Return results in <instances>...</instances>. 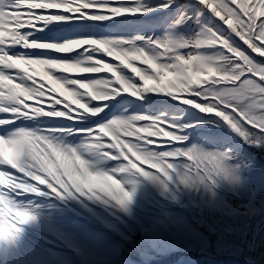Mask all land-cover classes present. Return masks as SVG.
Here are the masks:
<instances>
[{
	"label": "snow or ice",
	"instance_id": "6c2138e0",
	"mask_svg": "<svg viewBox=\"0 0 264 264\" xmlns=\"http://www.w3.org/2000/svg\"><path fill=\"white\" fill-rule=\"evenodd\" d=\"M171 4L172 0H151V2L149 0H0V78L12 85L22 88H34L38 92L44 93V95H36L34 98L25 99L18 95H11L7 84L0 86V138L5 140V143L0 145V150L9 151V142L19 132L30 130L27 127L17 126V121L21 124L31 121L34 124L51 126L38 128L42 136L59 140L65 139L66 136L73 133H84L89 141L85 145L87 150L99 140L104 152L115 155L113 149L108 147L111 140L100 134V125L108 120L107 117L114 107H120L123 104H137V114L149 117L155 116L159 127L164 130V133L159 136H143L140 139L141 143L152 141L148 144V147L154 149L172 165V168H164L159 173L163 185L167 187L168 181L175 179L179 184H203L211 190L217 177L227 176L224 165L227 153L212 151L209 160L212 157H215V159L211 163H209V160L202 158L189 159V156L193 153L189 146L184 143L188 140V137L184 134L185 124L178 120L168 121L167 117L149 114L142 107L147 100H159L167 97L147 95L151 93H141L140 97L120 93L107 100H91L85 97L89 108L99 109L93 115L83 111L82 108L75 107V105L65 107L60 96L50 92L43 82H38L35 79L36 76L40 75L34 73L33 67H31L35 63L50 64L69 61L83 53L92 57L90 63L100 61L106 65H112L118 73L131 77V82L137 84L139 79L137 80L136 76L129 74L130 71L124 68L118 59L91 47L88 41L114 40L123 45L132 42L151 44L156 37L144 34L143 26L131 25L126 22L133 19L140 20L150 12L157 14V10L170 9ZM201 5L216 17V19L209 17L212 27L202 26L201 32H207L216 41L214 45L219 46L217 49L223 54V57L228 58L235 67L229 78L212 84L213 91L191 95L188 99L195 101L197 105H207L203 111L191 107L197 110L195 113L197 117L216 120L217 123H220L217 118H222L241 137H245L247 135L244 130L245 125L264 129V116H250L238 109L229 113L225 103L230 94L225 91L226 86L221 81H236L238 77L243 79L242 74L258 73L261 77L258 83L264 84V67H258L254 62L257 59L264 60V0H199V3L194 5V10L200 8ZM195 14L199 15V12ZM189 18L185 11H179L173 21H178L179 25ZM109 25H119L121 31L118 34L105 35L102 29ZM229 29L231 31H228ZM232 33H235L240 41H243V44L234 40L230 43ZM68 41H76L80 46L70 49L58 47L65 45ZM244 45H247V48H244ZM52 50L55 53L67 55L58 56ZM104 55L113 57L119 63L106 62L103 58ZM106 73L111 74V72ZM69 74L71 73H63L69 80L77 81L103 75L112 88L120 87L113 79L112 74L108 76L104 73H86L94 75H84L79 78H73ZM51 75L57 76L58 73L54 69ZM246 84H250V81H246ZM252 87L256 88V85H252ZM256 90L264 93V87H259ZM55 101L61 102L57 103ZM256 103L253 100V104ZM259 107L264 108V99L259 102ZM38 108H43L45 113L57 114L38 115L34 111ZM160 121L166 122L160 123ZM148 122L147 120L137 121V125ZM187 127H191V125ZM121 139H125V137L122 136ZM127 139L135 141L137 138L129 137ZM208 149L214 150V148ZM175 161H182V163L178 166ZM13 170H15V173ZM0 172L9 173L18 183L22 180H28L30 183L36 184V187L41 190L40 195L43 196L62 198L67 195V193H64V187H67L72 195L87 196L89 199L108 197L116 205H123L132 198V195L128 200L119 197L112 198L111 194L108 196L102 194L94 196L88 193L81 195L67 182L61 187L59 184H53L49 181L51 188H55L61 193V195H57L51 188L25 177L23 172L9 165L0 164ZM164 172H167L168 177L163 176ZM85 183L105 191L109 188L108 182L102 178L90 177ZM28 194L36 195L35 192L24 193L20 189L0 185V197L5 198L6 201L12 197L17 200V197ZM11 208L12 204L9 203L8 209L0 211V239L13 238L20 230L19 226L33 218L29 209L25 207L23 222L13 221L16 223V227L14 229L9 228L6 225L12 221Z\"/></svg>",
	"mask_w": 264,
	"mask_h": 264
},
{
	"label": "clouds",
	"instance_id": "9594fccd",
	"mask_svg": "<svg viewBox=\"0 0 264 264\" xmlns=\"http://www.w3.org/2000/svg\"><path fill=\"white\" fill-rule=\"evenodd\" d=\"M177 25L178 21H172L169 28L161 35L156 36L151 44L132 42L123 45L114 40L88 41L91 47L118 59L120 64L131 72L132 76L139 77L137 84L131 82V77L118 73L112 65H106L100 61L90 63L92 57L83 53L69 61L50 64L35 63L31 67H33L34 73H38L42 79L49 82L48 90L58 94L65 107L75 105V107L82 108L83 111L93 115L99 109L89 108L85 97L91 100H107L120 93H127L133 97H140L141 93L157 94L203 111L207 105H197L188 97L200 95L201 92L213 91L212 84L229 78L235 66L228 58L223 57L219 49L205 50L204 46L216 44V41L207 32L200 31L195 36L186 38L173 31ZM78 46L80 45L77 44L73 47ZM137 61L145 67H137L135 63ZM54 69L58 73L57 76L51 75ZM106 72H111L113 79L120 85L119 88H112L103 75L90 77L83 81L69 80L67 76L63 75V73L102 74ZM5 84L8 85L10 94L13 96L18 95L25 99H31L36 95H44L37 89L22 88L0 78V86ZM34 111L38 115L57 114L45 113L43 108L34 109ZM145 120L149 122L137 125V121ZM162 122L166 121H160V123ZM187 126L185 125V127ZM100 129V134L111 140L108 147L113 149L115 155L104 152L101 143L97 140L88 149L90 155L85 157L81 150L71 146L65 139L57 140L42 136L37 128L19 132L9 142V151L0 150V164L16 168L23 172L25 177L36 180L37 183L44 184L49 188H51L49 181L59 184L61 187L67 182L81 195L88 193L94 196L99 194L108 196L111 194L112 198L119 197L128 200L132 195L128 182L137 178H146L165 187L159 173L164 168H172V165L154 149L148 147L152 141L140 142L143 136H159L164 133L155 116L125 113L103 122ZM122 136L125 139H121ZM129 137L137 139L133 141L127 139ZM4 143L5 140L0 138V145ZM189 148L193 153L189 159L209 160L212 151L223 152L216 149H204L197 144H192ZM214 159L215 157H212L209 163ZM109 160L117 162L111 169L102 166ZM144 164L155 171L145 170L140 166ZM163 176L168 177L167 172H164ZM90 177L102 178L107 181L108 190L87 185L85 181ZM230 179L239 183L241 177L234 175ZM0 185L20 189L24 193L41 194V190L36 187V184L30 183L28 180L18 183L7 172H0ZM51 190L57 195H61L55 188H51ZM64 193L72 195L67 187H64ZM9 203L12 204L10 211H12L13 217L6 226L14 229L16 223L13 221L23 222L25 206L14 197L7 201L0 197V211L8 209Z\"/></svg>",
	"mask_w": 264,
	"mask_h": 264
},
{
	"label": "rangeland",
	"instance_id": "374dc122",
	"mask_svg": "<svg viewBox=\"0 0 264 264\" xmlns=\"http://www.w3.org/2000/svg\"><path fill=\"white\" fill-rule=\"evenodd\" d=\"M198 32L196 30L194 34ZM197 131L203 136L204 143L197 145L205 149L214 148L209 145L207 132ZM243 139L245 145L240 152V172L235 173L236 163L226 157L224 165L228 177L222 176L211 190L203 184L186 185L178 190L175 189V179L168 181L167 187H162L142 178L152 187V197L157 204H160L163 189L172 196L174 204L147 213L140 208L136 210L129 202L120 211L115 208L105 210L102 217L110 230L99 233L100 246L92 250L91 257L83 254L87 252L88 255L91 246L98 242L87 239L89 229L79 230L77 235L71 232L69 237L82 250V263L125 264L133 256L149 260L179 252L172 261L169 262L168 258L167 264H264V177L260 172L264 170V131H255ZM220 145L223 149H214L228 152L224 151L228 150V145ZM231 153H235V148ZM234 175L241 177L239 183L230 179ZM137 183L148 188L140 181ZM222 187L229 192H222ZM90 219L97 222L95 216ZM45 242L47 246L56 245L50 236ZM70 259L71 262L64 263L75 264L74 256ZM129 262L136 263L137 260L130 258Z\"/></svg>",
	"mask_w": 264,
	"mask_h": 264
},
{
	"label": "bare ground",
	"instance_id": "6f19581e",
	"mask_svg": "<svg viewBox=\"0 0 264 264\" xmlns=\"http://www.w3.org/2000/svg\"><path fill=\"white\" fill-rule=\"evenodd\" d=\"M161 31H162V30H156V32H161ZM147 32H150V34H153V35H157V33L154 32V30H147ZM157 36H159V35H157ZM138 79H139V78H138ZM155 108H156V107H153V110H154ZM124 110H125V109L119 108V109L116 110L115 112L111 111V112H110L111 114H109V115H111V117H110L109 119H111V118H115V117H118V116L123 115V114H124ZM146 110H147L148 112L151 111V110H148V109H146ZM174 112H175V113H178V114L181 113V111H176V110H175ZM17 126H18V123H17ZM80 146H81V144L79 145V147H80ZM82 155H84L85 157L87 156V154H85V153L82 154ZM48 207H49V206H48L47 204H44L42 207L37 208V217H39V218H38V221L41 222V223H43L44 225H45L46 219H45V218L40 219V218H42V217L39 216V215H40V214H44V217H46L45 212H47ZM56 215H57V218L59 217V220H66L68 217H70L69 214L61 212V208L57 210L56 214L54 213V214L51 216V220H53V221H57V220H56ZM51 223H52V222H51ZM3 259H4V261H5L6 264H19V263L17 262V258L15 257L14 251H12L11 248H8V249H7V254H6V255H3Z\"/></svg>",
	"mask_w": 264,
	"mask_h": 264
},
{
	"label": "trees",
	"instance_id": "16d2710c",
	"mask_svg": "<svg viewBox=\"0 0 264 264\" xmlns=\"http://www.w3.org/2000/svg\"><path fill=\"white\" fill-rule=\"evenodd\" d=\"M260 172H263V176L262 177H264V170H261ZM157 262H158V264H163V261L162 260H159Z\"/></svg>",
	"mask_w": 264,
	"mask_h": 264
}]
</instances>
